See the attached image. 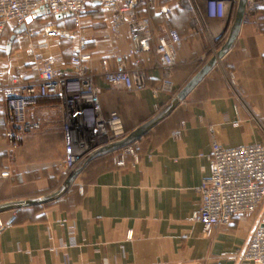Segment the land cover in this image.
Here are the masks:
<instances>
[{
  "label": "crops",
  "instance_id": "obj_1",
  "mask_svg": "<svg viewBox=\"0 0 264 264\" xmlns=\"http://www.w3.org/2000/svg\"><path fill=\"white\" fill-rule=\"evenodd\" d=\"M187 1L195 22L192 27L176 25L183 41L171 69L161 68L154 54L143 53L138 57L147 73L145 90L112 89L96 79L103 87L104 113L117 111L127 133L162 112L224 46L237 12L219 20L200 18L193 0ZM98 6L84 10L89 16L77 22L45 27L69 31L71 39L37 35L42 31L34 20L13 40L17 44L11 43L10 52L0 51V81L9 74L33 79V50L65 66L74 52L82 51L93 55V73L102 71L104 60L114 69L113 48L126 55L130 34L123 29L115 39L111 24L100 28L94 18L97 28H85ZM3 111L0 203L55 193L68 176L62 167L64 96L39 100L34 110L39 128L24 134L17 146L6 139ZM213 143L226 149L264 145V7L245 13L229 51L169 117L130 146L134 154L124 166L103 155L87 165L60 199L0 213V264H244L241 257L262 210L238 215L211 235L193 218L201 207L200 188L210 177Z\"/></svg>",
  "mask_w": 264,
  "mask_h": 264
},
{
  "label": "built area",
  "instance_id": "obj_2",
  "mask_svg": "<svg viewBox=\"0 0 264 264\" xmlns=\"http://www.w3.org/2000/svg\"><path fill=\"white\" fill-rule=\"evenodd\" d=\"M94 3H99L109 16L113 38L119 39L123 29L130 34L126 55H117V47L113 48L114 69L104 60L102 71L93 73L89 66L93 55L82 51L74 52L65 66L60 60L33 50L30 63V72L35 74L33 79L9 74L5 81H0V110L3 107L4 122L9 128L5 136L13 146L18 145L24 134L39 128L34 110L41 98L64 96L62 167L66 175L94 151L127 136L120 114L104 113L103 87L97 84V77L112 89L141 92L146 88L147 73L138 55L152 53L158 65L169 70L175 65L176 49L183 41L169 25V7L161 8L167 24L156 35L152 13L158 7L157 0H0V51L10 43V39H3L10 24L18 27L42 11L54 16L69 15L77 22L85 8ZM193 5L200 18L219 20L229 13L235 14L239 0H193ZM262 7L264 0H247L245 13L252 15ZM36 34L72 38L71 32L56 27H47ZM86 43L83 41L82 45ZM129 154H134L131 147L114 154V164L124 166ZM209 171L208 181L200 188L201 207L193 215L194 220L211 235L215 227L229 225L238 215H252L262 210L260 225L253 231L241 261L264 264V145L226 149L213 143Z\"/></svg>",
  "mask_w": 264,
  "mask_h": 264
},
{
  "label": "water",
  "instance_id": "obj_3",
  "mask_svg": "<svg viewBox=\"0 0 264 264\" xmlns=\"http://www.w3.org/2000/svg\"><path fill=\"white\" fill-rule=\"evenodd\" d=\"M94 5H99V3H94ZM247 0H239V5L237 9V13L235 16V20L233 22V25L230 29V35L225 43V45L220 49V51L217 54V57H214L211 59L204 67L203 69L184 87V89L171 101V103L162 111L160 112L156 117L142 125L141 127L137 128L135 131L127 135L123 140L106 145L90 155H88L78 166L75 170H73L66 178L62 186L59 190H57L55 193L47 196H43L37 199H21V200H11L4 203H0V213L3 212H9V211H17L29 207L34 206H40L45 205L48 203H52L61 197H63L71 188L74 181L78 177V175L87 167V165L93 161L94 159L101 157L107 153L115 152L118 150H122L124 148L130 147L134 142L139 140L141 137H143L146 133H148L151 129H153L157 124L162 122L164 119L169 117L173 110L177 107V105L182 102L188 94L196 87V85L211 71V69L216 64L217 58H221L233 45L235 40L237 39V36L239 34V31L241 29V26L244 22L245 17V10H246ZM49 14V11H42L35 14L33 17L28 18L27 21L18 26L13 36L10 38V43L7 47L8 52L11 50V43L13 40L20 35L21 33L25 32L28 29V25L33 22L34 19L40 16H44ZM65 16L58 15L56 16L57 19H62ZM66 17H69V15H66ZM13 221V218L9 221L11 223Z\"/></svg>",
  "mask_w": 264,
  "mask_h": 264
},
{
  "label": "trees",
  "instance_id": "obj_4",
  "mask_svg": "<svg viewBox=\"0 0 264 264\" xmlns=\"http://www.w3.org/2000/svg\"><path fill=\"white\" fill-rule=\"evenodd\" d=\"M158 1V7L153 11L152 13V17H153V24H154V27L157 29V31H161L162 28L164 26H166V19H165V16L163 15V13L161 12V8L162 7H169L170 9V14H171V21L169 23V25L176 29V25L177 24H183L187 27H192V25L194 24V16H193V13L192 11L189 9V6H188V1L187 0H157ZM90 6H93V5H88L85 10L87 8H89ZM97 9H101V7L98 6ZM140 9V8H139ZM103 11V10H102ZM49 16H52L54 18V22L59 25L61 21L63 20H70L71 18L70 17H64L62 19H57L56 16L52 15V14H47V15H44V16H40V17H37L36 19H34L35 21H38V20H41V19H44L45 17H49ZM33 20V21H34ZM8 29V27H7ZM6 29V30H7ZM6 30H5V33H6ZM177 30V29H176ZM15 31V30H14ZM178 31V30H177ZM5 33H4V37L3 39L4 40H7L6 37H5ZM14 34V33H13ZM13 34L10 36V38L13 36ZM229 35H230V29L227 33V35L225 36V39H224V42L222 45H225V43L227 42L228 38H229ZM9 38V39H10ZM13 43V42H12ZM23 78V77H22ZM127 133V132H126ZM130 133H127V135H129ZM142 138V137H141ZM140 138V139H141ZM139 139V140H140ZM139 140H137L136 142H134L132 145H134L135 143H137ZM120 151V150H118ZM117 152V151H115ZM115 152H110V153H107L109 154L111 157H113L114 153ZM105 154V155H107ZM82 173V172H81ZM80 173V174H81ZM79 174V175H80ZM78 175V176H79ZM75 182V181H74ZM74 184V183H73ZM40 198V197H38ZM37 199V198H36ZM50 204V203H48ZM46 205V204H45ZM34 207H37V206H34ZM29 208H32V207H29ZM25 209H28V208H25Z\"/></svg>",
  "mask_w": 264,
  "mask_h": 264
},
{
  "label": "rangeland",
  "instance_id": "obj_5",
  "mask_svg": "<svg viewBox=\"0 0 264 264\" xmlns=\"http://www.w3.org/2000/svg\"><path fill=\"white\" fill-rule=\"evenodd\" d=\"M89 8L94 9V7H92V6H90ZM86 16H89V15H87V14L85 15L83 13L80 15L81 18H87ZM91 16L92 17H89L88 18V20H87L88 22H85L86 23L85 28H87V29H92V28L94 29L95 27L97 28V26H94L93 25V22H94L93 21V18L94 19H98V22H99L98 27H100V28L101 27L102 28H106L108 26V24L110 23L109 16L104 11H102L101 9H96V13L94 15H91ZM54 23H55L54 22V18L52 16H49V17H45L44 19H41V20L36 21L34 23V27H36V29L38 31H44V28L46 26L52 25ZM15 26L16 25L14 23H12V24H10L8 26V29L6 30V33H5L6 39H9L10 36L13 34V31L15 29ZM153 26H154V24H153ZM154 29L156 30L155 27H154ZM13 44H14L13 47H15L16 44H17V41H15ZM16 76H18V75H16ZM18 77H20V76H18Z\"/></svg>",
  "mask_w": 264,
  "mask_h": 264
}]
</instances>
